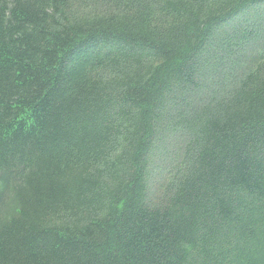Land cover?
Here are the masks:
<instances>
[{
  "label": "trees",
  "instance_id": "1",
  "mask_svg": "<svg viewBox=\"0 0 264 264\" xmlns=\"http://www.w3.org/2000/svg\"><path fill=\"white\" fill-rule=\"evenodd\" d=\"M0 264H264V0H0Z\"/></svg>",
  "mask_w": 264,
  "mask_h": 264
}]
</instances>
